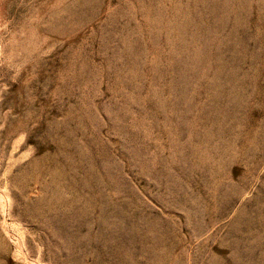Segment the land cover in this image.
I'll list each match as a JSON object with an SVG mask.
<instances>
[{
  "label": "rangeland",
  "instance_id": "rangeland-1",
  "mask_svg": "<svg viewBox=\"0 0 264 264\" xmlns=\"http://www.w3.org/2000/svg\"><path fill=\"white\" fill-rule=\"evenodd\" d=\"M0 264H264V0H0Z\"/></svg>",
  "mask_w": 264,
  "mask_h": 264
}]
</instances>
